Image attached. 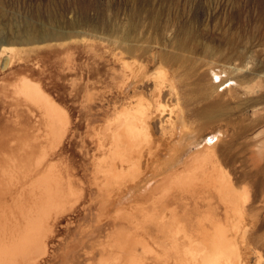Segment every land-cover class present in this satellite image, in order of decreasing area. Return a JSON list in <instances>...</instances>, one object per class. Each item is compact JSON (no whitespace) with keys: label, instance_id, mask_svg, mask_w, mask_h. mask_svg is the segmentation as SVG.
<instances>
[{"label":"rangeland","instance_id":"obj_1","mask_svg":"<svg viewBox=\"0 0 264 264\" xmlns=\"http://www.w3.org/2000/svg\"><path fill=\"white\" fill-rule=\"evenodd\" d=\"M25 25H30L34 34H40L43 28L74 33L66 39H46L32 44L16 43L13 46L15 43L11 42L12 38L22 40ZM124 33H128L127 40L123 39ZM0 44V56L3 59L12 46L13 49L24 45L37 47L30 73L35 80L47 83L61 106L69 109L72 121L81 113L79 105L85 98L86 88L82 85L85 83L90 86L95 82L93 88H88L91 94L96 93L94 88H101L100 91L103 89L99 95L100 102L97 103L101 109V118L94 122L97 123L95 126L103 121L102 115L108 116V123H103L108 136L103 135L105 133L98 134L100 130L95 133L92 130L84 136L74 135L76 139L70 134V129L67 139H75V142L72 144L71 141L72 145L63 146L61 153L69 160L70 176L78 175L75 182L81 189L80 198L72 205V209H65L60 213L62 215L54 220L53 233L47 238V253L34 264H76L79 260L85 261L90 259L92 254L99 253L98 249L102 247L95 246L96 243L90 241L91 235L87 236L82 230L87 226L86 223L93 224L96 235L101 238L99 244L102 245L108 238L109 225L113 227L114 214L118 209L110 208L118 197L126 193L131 194L133 198L136 196V199L132 198L130 202L133 207H130L129 203L122 205L130 207L128 212L131 211L138 219L136 221H139L146 211L162 215L164 198H159L158 201V198L149 199L147 193L143 196L139 193L141 186L144 188L159 168L171 170V165L165 167L167 163H164V158H169L167 154L171 152L170 146L163 144L167 129L161 130L170 114L178 115L175 126L185 129L186 141L191 139L182 144L185 150L182 151L181 158L190 150L207 142L209 146H206V151L210 158L216 166H220L218 168L224 177L225 172L229 175L226 180L231 178V182L226 181L229 183L228 188L236 190V194L244 195V200H241V195L235 194L236 201L233 197L231 199L235 201L234 204H229L212 188V184L209 187L212 191L209 195L213 197L212 202H215V215L224 228L226 227L223 232L228 237L223 243L225 245L232 242V245L227 243L230 250L226 249L229 247L227 244L221 248L227 252L221 253L220 258L225 255L226 260L223 259L227 262L222 258L218 262L264 264V99L261 98L264 95V0H0ZM129 47L133 51L129 50ZM2 58L0 62L3 61ZM1 64L2 62L0 66ZM125 66H128L127 70ZM25 71L24 68L19 69L17 74H24ZM161 74L163 82L168 85H163L159 97L154 95V98L152 90L158 81V75ZM172 82L174 87L170 85ZM99 85L110 86L104 88ZM217 93L221 96L218 105H215L219 111L215 110V106L211 108L212 105H209ZM135 95H141L143 102L148 106L144 114L146 111L145 119H149V131L153 132V138L148 142L149 148L160 150L166 156L160 155L155 159L151 150L152 158L146 161L139 159L137 162L136 158L141 156L139 153L133 154L135 160L128 162V165L124 163L125 166H118V172L112 170L108 180L106 173L103 174L99 169L102 166L103 170L104 164L98 167L94 162L95 153L100 144L102 148L105 144L107 147L113 145L112 150L116 146L113 138L115 139L125 124L123 114L120 113L125 107L134 104ZM122 106L124 108L118 113ZM255 108L258 109L256 114L253 113ZM160 110L163 112L160 113ZM212 113L214 116H211ZM114 114L117 119L113 118L116 117ZM133 114L135 113L131 114L134 118L129 120L132 124H138L137 116ZM113 121H119L118 128L114 129ZM136 127L137 130L140 128ZM187 128H192L190 133ZM83 131L84 121L79 127V132ZM160 148H165V152ZM119 163L120 161H116L117 165ZM143 163L146 165L145 169ZM123 166L125 171L122 170ZM257 167L260 168L259 173H256ZM136 171L135 175L133 172ZM115 172L119 173V176L114 175ZM129 175H132V178H129ZM110 180L112 183L109 188ZM243 201L244 205L240 203ZM201 207L203 210L206 205ZM97 212L101 214L100 218L93 216V213ZM213 217L210 219L213 220ZM232 217L237 218L232 221ZM209 223L211 225L210 220ZM231 225H235L237 231H232L235 228L230 227ZM181 235L182 232L175 233L174 238ZM240 235L241 239H238ZM69 239H76L77 242H69ZM235 242L238 249L235 248ZM231 246L235 249L232 250ZM231 250H235L233 255Z\"/></svg>","mask_w":264,"mask_h":264},{"label":"bare ground","instance_id":"obj_2","mask_svg":"<svg viewBox=\"0 0 264 264\" xmlns=\"http://www.w3.org/2000/svg\"><path fill=\"white\" fill-rule=\"evenodd\" d=\"M24 29H25L24 31L25 34H23L22 40L17 41L16 38L14 39L12 38L11 42L15 43L12 44L13 46L16 45V43L32 44L34 42H39L46 39L47 40L66 39L69 38V35L74 33L71 31L68 32L66 30L55 31L53 29L45 30L43 28L40 34H34L32 32V27L30 25L27 26L25 25ZM127 34L128 33L123 34V39L126 40L128 39ZM13 46L10 51L11 53L10 52L7 53L4 59L2 58V56H0V58L3 59V61H1L2 64L0 68L5 69L9 67L10 65L19 61L21 59L22 54L23 55L26 53L29 54L32 48H34L32 46L30 47L28 45H24L22 47H14L13 49ZM8 48H5V50H7ZM129 50H132V48L129 47ZM125 67L127 70L128 66ZM162 76H163L162 74L158 75L157 77L158 81L155 82V88H153L152 90L154 93V94L152 93L154 98H156L155 97L156 95H158L157 97H159L163 85L166 84L168 85V83L163 82ZM170 85L174 87V82H172V84ZM249 88L250 87H248L247 89L249 90ZM50 92L51 91L48 88L44 90L37 83L27 82V80H23V82H18L17 84H14L13 87L8 92L11 95L10 97L11 102H15L16 106L20 104L23 106L22 110L27 114V117L29 118L28 123L30 130L28 129L24 131V129L20 127L19 129H22V131L17 130L14 133L10 130L11 128L8 131L6 130L8 133L6 134L5 131V136L3 137L4 138L3 145L0 146V147L3 146L5 147V148L4 147L0 148V197L2 193L3 194L5 192L10 193L11 191H12L11 193L15 196L13 202L8 205V206H12L11 208L8 209V208H3L2 205L0 206V264H34V262L38 260V258L43 257L48 250L47 238L50 233H53V224L55 222L54 220L60 217V215H62L60 213L63 212L65 209L66 210L68 208L72 209L73 208L72 205L80 198L81 189L78 183L75 182L76 180L75 178L78 177V175L75 174L76 175L75 176L73 174V176L72 175L70 176L69 160L65 159L63 157V154L61 153L63 151V146L65 147L66 144L65 145L60 144L62 139H64V141L67 139L69 134L68 130L70 132L72 121H69V116H67L65 110L60 105L55 103L52 93ZM247 92L250 93V91ZM219 97H221L220 93H217L213 101L209 102V105L210 106L212 105L211 108H213L215 105H218ZM261 98L264 99V95H262ZM146 102H148V100ZM16 106H14L13 108L14 110L17 109ZM167 106L169 105H166V107ZM207 106H205V108ZM147 107H148L147 103L143 102V97L141 95H135V100L133 105L125 108L122 106L118 110V113H120L121 112L120 110L124 108L122 109L123 111L120 114L121 115L123 114L122 116L125 124L121 131L117 130L119 133L116 135V137L114 136L115 139L113 138L114 145L116 146H114L112 150L111 147H113V145L107 147V145L105 144L104 145L105 147L102 148L101 147L102 144H100L97 148L94 157L95 159L94 162H96L98 167L104 164L103 170L105 171L101 169L102 166L99 169L102 171V173L103 172L106 173L107 178L110 177L109 174L112 173V170L117 171V169H119L118 166L120 167L122 166V164L124 165V163L126 165L128 162L131 163L133 160H135L133 154L139 153L140 156L142 157V158L141 157L136 158L137 162L139 161V159L142 160L144 159L146 161V159L152 158V153L155 159H158L157 158L158 156L163 155V152H161L160 150L157 149L152 150L151 148H149L148 142L152 140L153 132L151 133L149 131V121H147L149 119L147 120L145 119L146 111L144 114V110L147 109ZM154 107L156 108L157 105ZM205 110L207 112V109ZM215 110H218L216 106H215ZM209 111L212 112V109H210ZM253 111H254L253 113L256 114L258 112V109L255 108ZM162 112L160 110V113ZM132 113H135L133 114L135 115V117L137 116L136 119L138 124H134V123L132 124L131 120H129L134 118V116L131 115ZM214 113H212L211 116H214L213 115ZM206 115H208V113H206ZM158 116L160 117V114ZM177 116H178L177 114L175 116H172V114H170L168 119L165 120V124H163L161 127L162 131L163 130L165 131L167 129L165 131V136H166L165 138L167 139V141L165 139L163 141L164 142L163 144H166V146L169 145L171 151L170 153L167 154L169 158L165 159L166 157L165 158L163 157L164 163H167L166 165L165 164L164 165L165 167H168V165L170 164L171 170L168 171L165 170V168H159V169L157 168L158 170L156 169L157 171L153 174V176L150 175L151 178L150 177H149L150 179L147 178L149 180L145 184L144 188L143 186H141L142 190L139 193L142 196L146 195L147 193L149 199L150 197L155 199L158 198L157 199L158 201L159 198L166 199L165 203L163 204L164 210L162 212V215H160V213L159 214H157L156 212L154 213L153 211L152 212L146 211L145 215L141 216V219L139 221H136L138 219H136L131 212H128L130 207H133L131 206L132 203H130L133 198L131 197V194L125 192L126 194L123 195L122 197L117 196L118 198L115 200L112 207L110 208L113 209L118 207L117 212L114 214L115 221L112 224L113 227L109 225V231L107 234L108 238H106V240L103 242L102 245L99 244L101 238H99L96 235L94 226H92L93 224L86 223L87 226L82 230L84 233H87L86 234L87 236L89 234L91 235L90 241L95 242L96 243L95 246H98V248L102 247L98 249L99 253L95 254L96 258L95 257L93 258L94 262L88 264H214L215 262L219 263L218 261L221 258L222 260L224 259L226 260L225 255H223V257L220 258V256H222L221 253L224 254L225 252H227V250L224 251L221 248L222 247L224 248V246L228 243L227 241H229V239H227L226 241L227 243L224 245L223 243L224 239L228 237L226 236V234H224L225 232L224 229H226V227L224 228L223 224H221L222 222H220L215 215L216 212L213 210L215 209V202H212L213 197L209 195V193L212 192L211 190H209V187L212 184L213 185L212 188H214L215 191L217 190V192H219L220 194V197L222 199H225L226 202L228 201L227 203L229 204H234V202L236 201L235 200L236 190L232 191L231 189L228 188L229 183L227 182H229L231 178L230 180H226L229 179L226 177V176L229 177V175L225 172L224 174H226V176L224 177L223 173H221L222 172L221 169L218 168L220 166L219 165L216 166L215 163L213 162V159L210 158L209 153H207L208 151H206V146H209L207 142L201 144L202 146L199 145V147L194 150L193 149L190 150L188 153H186L185 157L183 156V158H181L182 156L181 153L183 150H185L182 144H184L185 142L187 143L191 139L186 141L185 129H183L181 126H175L174 122H176ZM100 118L101 116H99L98 120ZM113 118L117 119V115L116 117ZM102 120L103 121L101 123H98L99 125L95 126L97 127V129L96 130L95 128L93 129L94 133L95 131L98 130L101 131V132L98 131L99 132L98 134L105 133L107 131V128L105 129V127L103 126L105 124L103 123L105 121L106 123H108L107 122L108 116L105 117L102 115ZM17 125L19 126V123H17ZM118 125H119V121L117 122L113 121L114 129L115 127L118 128L117 127ZM158 125L160 127V124ZM106 126L108 127V124ZM135 126H140V128H138L137 130V127L135 128ZM167 127H169V129ZM16 128L17 127H15L14 129ZM114 129L112 130L113 133H114ZM191 129L188 130L187 128L188 133H190ZM91 132L92 130L90 131V133ZM103 135H107V133ZM67 141H68L67 143L68 145H72L75 142V139H73V141L71 139L70 141L67 139ZM101 141L104 140H100V142ZM151 150L152 153L150 154ZM164 155L166 156V154ZM98 157L100 158V160ZM116 161L117 162L120 161V163L117 165ZM176 163H178V165ZM164 165L162 164V166ZM145 167L146 165L144 166V169ZM136 168L138 169V167ZM122 170L125 171V168ZM223 170L225 169L223 168ZM128 171H130V173L132 172L131 170ZM259 172H260V168L257 167L256 173ZM133 173H135L136 175L137 171ZM118 174L119 173L115 172L114 175L119 176ZM145 175L144 177H146ZM130 177L132 178V175H129V178ZM136 177H138V175ZM93 178L95 179V176H93ZM116 179H118V177H116ZM113 181H115V179ZM110 183H112L111 180L108 181L109 188H110L109 186ZM133 183L137 184L135 182ZM232 186L230 185V187ZM225 190H227V192ZM240 192L242 193V191ZM240 195L241 194H239V196ZM242 195H241L242 199L241 198L240 199L244 200L243 199L244 195L243 197ZM135 197L136 196H134V198ZM233 197H234L233 200L235 201H232L231 198ZM127 203H129L130 207L122 206L123 204H127ZM216 203H220V202H216ZM240 203H243L244 205V201ZM246 203H248V201ZM203 205H206V207L205 209L201 210L202 208L201 206ZM209 205L211 207H209ZM236 206L237 205H234V207ZM3 209L4 211L2 212ZM6 209L7 212H5ZM231 214L233 215L232 212ZM235 215L240 217L238 214ZM93 216L100 218L101 214L97 212V213H93ZM212 217L213 220L210 219ZM234 218L236 219L237 217ZM234 218L232 217V221L234 220ZM228 219H226V221ZM209 220L211 222V225L209 223ZM125 222L126 223L130 222L131 224L130 223L129 224L132 226L133 229L125 228L126 226ZM247 224L249 223L247 222ZM230 227H232V225ZM233 227L235 228V225ZM236 227H238V225ZM89 228L90 230L88 231ZM233 230L237 231V228L232 229V231ZM228 231L226 233H228ZM178 232H182V235L180 237L174 238V234L175 233L178 234ZM242 232L240 233L242 234ZM238 239H241V235ZM71 240L72 239H69V242ZM71 242L75 243L77 242V240L75 239L72 240ZM66 244H68V242ZM228 244L232 245V242ZM242 245H243L242 249H244L245 248L244 244ZM235 248H237V244ZM235 248H232L231 246L232 250ZM226 249L230 250V246L227 247ZM232 250L231 252H233L232 253L233 255L235 250L234 251ZM245 252L247 253L248 251ZM227 255L226 257L228 258ZM52 257H54V255H52ZM240 259L242 258L240 257Z\"/></svg>","mask_w":264,"mask_h":264},{"label":"crops","instance_id":"obj_3","mask_svg":"<svg viewBox=\"0 0 264 264\" xmlns=\"http://www.w3.org/2000/svg\"><path fill=\"white\" fill-rule=\"evenodd\" d=\"M36 48L37 47L32 48L29 54L28 53L24 55L22 54L21 59L15 62L14 64L10 65L9 67L5 69L0 68V146L3 145V139H4L3 137L5 136L6 130L8 131L11 128L10 130L14 133L17 130L22 131V129H24L25 131L29 129V123H28L29 118L27 117V114L22 110L23 106L21 104L16 106L15 102H11V98H10L11 95L8 92L13 87V85L17 84L18 82H23V80H27V82L37 83L44 90L47 88L48 89L50 88L46 82H40V81L35 80L30 73V70L33 69V63H34L33 59H34V53L36 51ZM22 68L26 70L25 73L17 74L18 70ZM94 84L95 82H93V84H90V86L86 83L82 84L84 87H86L85 98L83 99L82 103L79 105V109L81 113L77 114L74 121H72L71 119V113L69 109L61 106L60 102L58 101V98L52 94L55 103L60 105L65 110L67 116H69V121H72V125L70 128L71 129L70 134H73V136L74 135L77 136L78 134L79 135L81 134L82 136L87 135L91 130L95 128L94 122L98 120L100 116L99 111L101 109L97 106V103L100 102L99 95L101 91H103V89L100 91L99 89L101 88H99L98 90L94 88L95 90L93 91L96 93L91 94L88 88L89 87L93 88ZM101 86H104V88H109L110 85L109 86L101 85ZM14 106L17 107L16 109L17 112L16 110L13 109ZM83 121H84V131L83 133H81L79 132V127H81ZM17 123H19V126L17 125ZM15 127L17 128L14 129ZM19 127L22 129H19ZM7 131H6V134L8 133ZM68 133H69V130H68ZM75 138L77 139V137ZM63 141L64 139L61 140L60 144L67 145V139L64 142ZM3 147H0V148H3ZM11 192L10 193L5 192L4 194L3 193L1 194L0 206L2 205L3 208L9 209L12 207V206H8L9 204L13 202L14 197H15ZM165 200L166 199H164V201ZM164 203L165 202H162V204ZM3 211L4 209L2 210V212ZM5 212H7V209ZM129 223L130 222H127V223L125 222V225H126L125 228L133 229L132 226L130 225L131 223L130 224ZM94 257L96 258V256L92 254L90 256V259H87L85 261L79 260L77 264L78 263H81V264L93 263Z\"/></svg>","mask_w":264,"mask_h":264}]
</instances>
